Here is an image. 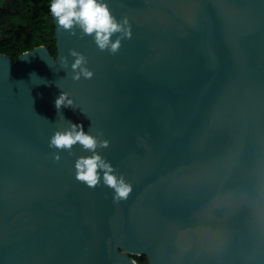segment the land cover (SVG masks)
<instances>
[{"label":"water","instance_id":"water-1","mask_svg":"<svg viewBox=\"0 0 264 264\" xmlns=\"http://www.w3.org/2000/svg\"><path fill=\"white\" fill-rule=\"evenodd\" d=\"M106 3L131 26L115 55L54 17L57 55L0 52V264H264V0ZM69 123L109 141L126 200L49 147Z\"/></svg>","mask_w":264,"mask_h":264},{"label":"clouds","instance_id":"clouds-1","mask_svg":"<svg viewBox=\"0 0 264 264\" xmlns=\"http://www.w3.org/2000/svg\"><path fill=\"white\" fill-rule=\"evenodd\" d=\"M49 10L59 28L73 35L79 29L81 38L91 36L100 51H108L115 55L124 39L131 38V26L127 17L118 20L111 12L106 0H49ZM119 35H116L118 34ZM116 35L113 40L112 37ZM74 57L71 63V78L78 81L81 77L91 79L93 72L87 67L88 59L75 48L69 50ZM62 68L69 66L68 57H60ZM57 110L61 107H74V100L69 93L62 91L55 100ZM79 144L90 155H81L75 160V177L89 188H95L103 183L113 190V201L119 203L126 200L132 191V185L124 176L117 175L113 164L104 158L98 149L109 146V141L103 138L102 132L95 135L85 131L82 124L69 123L68 127L58 128L49 139V147L59 151H67L73 155V146ZM59 151L54 153V159L59 160Z\"/></svg>","mask_w":264,"mask_h":264},{"label":"trees","instance_id":"trees-1","mask_svg":"<svg viewBox=\"0 0 264 264\" xmlns=\"http://www.w3.org/2000/svg\"><path fill=\"white\" fill-rule=\"evenodd\" d=\"M44 44L57 55L55 24L49 0H0V52L12 59ZM139 264H149L146 255H132Z\"/></svg>","mask_w":264,"mask_h":264}]
</instances>
